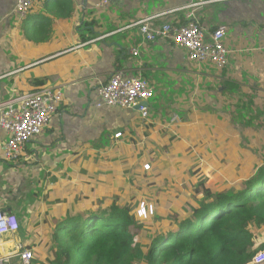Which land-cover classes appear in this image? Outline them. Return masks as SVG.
<instances>
[{
	"label": "crops",
	"instance_id": "0c3cea01",
	"mask_svg": "<svg viewBox=\"0 0 264 264\" xmlns=\"http://www.w3.org/2000/svg\"><path fill=\"white\" fill-rule=\"evenodd\" d=\"M16 2L0 0V104L47 87L60 89L63 101L18 159L5 157L8 133L0 122V210L15 213L21 223L17 231L0 236L1 256L16 251L19 243H42L54 214H65L100 187L106 173L98 168H121L113 161H132L121 152L133 153L137 146L146 153L153 146L149 140L160 135L159 128L149 131L146 125L151 119L160 123L159 109L178 112L172 118L189 127L185 138L190 137L198 154L237 147L249 151L263 143L244 119L264 109V0H76L73 17L58 22L54 35L44 41L15 13ZM29 11L46 15L44 0H36ZM151 16L152 27L196 20L208 38L224 27L228 65L190 61L186 50L167 37L146 39L139 22ZM84 22L99 35L80 43L88 29ZM118 70L155 85L154 100L147 101L150 119L139 118L135 108L98 106L100 85ZM123 127L128 133L118 136ZM219 136L230 146L219 147ZM94 173L99 175H90ZM113 183L119 192L138 191L125 173Z\"/></svg>",
	"mask_w": 264,
	"mask_h": 264
},
{
	"label": "trees",
	"instance_id": "16d2710c",
	"mask_svg": "<svg viewBox=\"0 0 264 264\" xmlns=\"http://www.w3.org/2000/svg\"><path fill=\"white\" fill-rule=\"evenodd\" d=\"M76 4L44 0L46 15L32 16L29 11L21 19L38 41H44L54 35L58 22L73 17ZM83 28L88 29H81L80 43L99 35L90 23L84 22ZM158 112L160 123L146 120L149 131L160 129L159 138L149 140L153 146L146 153L139 146L133 153L121 152L133 159L113 161L121 168H98L106 173L100 187L96 185L87 201L80 200L64 217H51L47 238L37 247L28 246L34 255L31 264H264L255 259L264 249V109L244 119L263 141L259 147L204 152L202 160L190 137L185 138L189 127L172 118L178 112L172 107ZM130 132L136 133L132 128ZM125 133L126 127L121 128L120 135ZM174 134L177 138L170 140ZM216 141L219 147L226 142L222 136ZM144 163L149 168L140 175ZM124 173L138 191L129 195L115 190L114 179ZM213 176L227 183L212 190ZM150 203L155 208L152 215ZM143 204L149 220L159 224L150 231L147 220L138 216Z\"/></svg>",
	"mask_w": 264,
	"mask_h": 264
},
{
	"label": "built area",
	"instance_id": "2783aa9c",
	"mask_svg": "<svg viewBox=\"0 0 264 264\" xmlns=\"http://www.w3.org/2000/svg\"><path fill=\"white\" fill-rule=\"evenodd\" d=\"M35 1L17 0L15 13L21 18L25 17ZM153 18L154 16H151L139 22L140 30L146 39L153 41L158 37H167L176 46L186 50L190 61L211 64L217 68L228 65L229 49L224 41L226 34L224 27L212 31L208 38L205 29L196 20L182 26L165 22L159 27H152L150 20ZM133 52L137 54L138 49L134 48ZM98 92L101 98L98 106L135 108L142 101L155 97L156 87L143 76H127L122 70H118L107 82L100 85ZM62 101L63 92L60 89L47 87L42 91L25 93L0 104V122L8 133L4 144L6 159L20 157L26 143L49 126L51 118L58 113ZM137 110L144 118L150 117L148 106L141 105ZM117 135L119 136L120 133ZM147 166L149 168V164ZM143 212L147 213L144 204L139 210L140 214ZM19 228L20 221L15 213L0 210V236L13 233ZM33 256L32 249L19 243L16 251L6 256L0 255V264H31ZM255 259L256 262H264V250H259Z\"/></svg>",
	"mask_w": 264,
	"mask_h": 264
},
{
	"label": "rangeland",
	"instance_id": "374dc122",
	"mask_svg": "<svg viewBox=\"0 0 264 264\" xmlns=\"http://www.w3.org/2000/svg\"><path fill=\"white\" fill-rule=\"evenodd\" d=\"M30 24H32V22H31ZM153 100H154V99H151L150 101H153ZM244 144L246 145V147L249 146L246 142H245ZM192 147H193V145H192ZM242 149H243L244 152H246L245 149H244L243 147H242ZM254 152H255V151H254ZM199 156H200V158H201L202 154L199 155ZM201 159H202V158H201ZM147 167H148L147 164L144 163V164L142 165V171L147 170V169H148ZM237 168H238V167H237ZM214 172H215V170L212 171L211 175H213ZM213 180H214V181H213L212 183H209L210 188H211L212 190L217 189V187H218L219 185H224V184L227 183V182L224 181V180L221 182V179H217L216 176H213ZM134 192H135V191H134ZM134 192H128V194L130 195L131 193H134ZM151 206H152V207H151ZM55 208H56V207H55ZM151 209H152V211H151ZM68 210H69V209H68ZM68 210H67V211H68ZM154 211H155V208H154V206L150 203L148 214H151V215H152ZM54 212H58V213H59V211H58L57 209H55ZM66 214H68V212H66L65 214L60 213V214H54V215L64 217ZM148 214H147V213H144V212H143L142 214H140V213L138 212V216H139V218H142L143 220H147V223H146V229H147L148 231H150L151 229L154 228V225H159V224H158L157 222H154V221H152V220H149V217L147 216ZM158 222H160V220H159ZM20 224H21V223H20ZM167 224H168L167 222H165V223L163 224V226L161 227V231H163V229L166 228V225H167ZM263 241H264V240H263ZM261 250H264V249H261Z\"/></svg>",
	"mask_w": 264,
	"mask_h": 264
},
{
	"label": "water",
	"instance_id": "95a60500",
	"mask_svg": "<svg viewBox=\"0 0 264 264\" xmlns=\"http://www.w3.org/2000/svg\"><path fill=\"white\" fill-rule=\"evenodd\" d=\"M141 105H148V102L147 101H142L139 105H137L136 107H135V109H138Z\"/></svg>",
	"mask_w": 264,
	"mask_h": 264
}]
</instances>
